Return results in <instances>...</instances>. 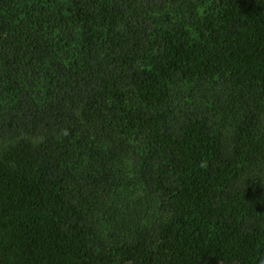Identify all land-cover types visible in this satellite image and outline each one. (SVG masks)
<instances>
[{"label": "trees", "instance_id": "obj_1", "mask_svg": "<svg viewBox=\"0 0 264 264\" xmlns=\"http://www.w3.org/2000/svg\"><path fill=\"white\" fill-rule=\"evenodd\" d=\"M0 264H264V0H0Z\"/></svg>", "mask_w": 264, "mask_h": 264}]
</instances>
